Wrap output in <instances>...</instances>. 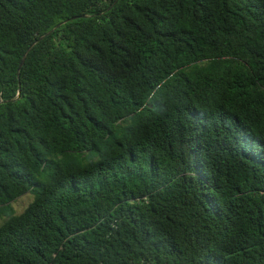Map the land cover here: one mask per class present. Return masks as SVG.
Returning a JSON list of instances; mask_svg holds the SVG:
<instances>
[{
    "label": "trees",
    "instance_id": "obj_1",
    "mask_svg": "<svg viewBox=\"0 0 264 264\" xmlns=\"http://www.w3.org/2000/svg\"><path fill=\"white\" fill-rule=\"evenodd\" d=\"M1 218L0 264H264V0H0Z\"/></svg>",
    "mask_w": 264,
    "mask_h": 264
},
{
    "label": "rangeland",
    "instance_id": "obj_2",
    "mask_svg": "<svg viewBox=\"0 0 264 264\" xmlns=\"http://www.w3.org/2000/svg\"><path fill=\"white\" fill-rule=\"evenodd\" d=\"M32 194L31 193H26L23 196H21L19 199H17L13 204V212L16 214H20L28 205V203L32 200ZM4 218V217H3ZM0 219V223L2 222V219Z\"/></svg>",
    "mask_w": 264,
    "mask_h": 264
},
{
    "label": "water",
    "instance_id": "obj_3",
    "mask_svg": "<svg viewBox=\"0 0 264 264\" xmlns=\"http://www.w3.org/2000/svg\"><path fill=\"white\" fill-rule=\"evenodd\" d=\"M66 21H67V20H66ZM66 21H65V22H66ZM58 26H59V25H58ZM43 38H44V36L40 37L39 40H41V39H43ZM29 50H30V48L26 51V53H25V55H24V57H23V59H22V61H21V63H20L19 69H20V67L22 66V64H23V62H24V59H25L27 53L29 52Z\"/></svg>",
    "mask_w": 264,
    "mask_h": 264
}]
</instances>
